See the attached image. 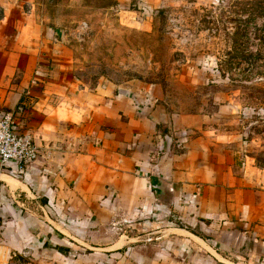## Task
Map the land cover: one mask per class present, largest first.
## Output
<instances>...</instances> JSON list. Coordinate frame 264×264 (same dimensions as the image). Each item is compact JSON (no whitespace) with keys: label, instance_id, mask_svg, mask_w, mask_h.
Returning a JSON list of instances; mask_svg holds the SVG:
<instances>
[{"label":"crops","instance_id":"crops-1","mask_svg":"<svg viewBox=\"0 0 264 264\" xmlns=\"http://www.w3.org/2000/svg\"><path fill=\"white\" fill-rule=\"evenodd\" d=\"M6 14L0 114L17 111L39 153L24 179L0 169V264H263L260 176L175 152L188 133L147 89H82L53 31L34 51Z\"/></svg>","mask_w":264,"mask_h":264},{"label":"rangeland","instance_id":"rangeland-1","mask_svg":"<svg viewBox=\"0 0 264 264\" xmlns=\"http://www.w3.org/2000/svg\"><path fill=\"white\" fill-rule=\"evenodd\" d=\"M0 1L19 44L40 51L53 31L77 86L147 89L188 133L175 152H216L264 185V0Z\"/></svg>","mask_w":264,"mask_h":264},{"label":"built area","instance_id":"built-area-1","mask_svg":"<svg viewBox=\"0 0 264 264\" xmlns=\"http://www.w3.org/2000/svg\"><path fill=\"white\" fill-rule=\"evenodd\" d=\"M17 117V111L0 114V169H8L14 177L24 179L38 158L39 147L31 132L20 130ZM3 225L0 209V246L3 243Z\"/></svg>","mask_w":264,"mask_h":264}]
</instances>
